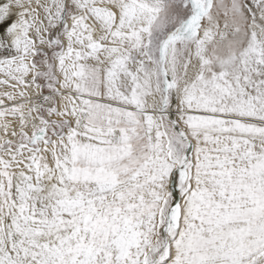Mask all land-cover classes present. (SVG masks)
I'll return each instance as SVG.
<instances>
[{
  "label": "snow or ice",
  "instance_id": "1",
  "mask_svg": "<svg viewBox=\"0 0 264 264\" xmlns=\"http://www.w3.org/2000/svg\"><path fill=\"white\" fill-rule=\"evenodd\" d=\"M0 264H264V0H0Z\"/></svg>",
  "mask_w": 264,
  "mask_h": 264
}]
</instances>
